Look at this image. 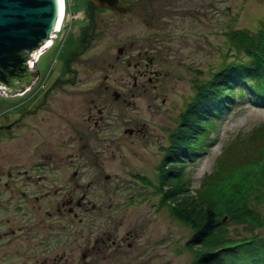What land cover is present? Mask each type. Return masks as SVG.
<instances>
[{"label": "rangeland", "instance_id": "1", "mask_svg": "<svg viewBox=\"0 0 264 264\" xmlns=\"http://www.w3.org/2000/svg\"><path fill=\"white\" fill-rule=\"evenodd\" d=\"M65 4L66 12L81 9V0H65ZM123 6H129L125 14H97L96 25L89 30L82 53L74 61L75 73L68 76L75 84L57 91V95L81 91L87 106L90 99L98 97L106 107L100 161L101 171L109 180L102 179L100 186L89 191L96 206L110 208L100 218L96 213L87 214L85 230H95L97 224L102 228L112 224L117 237L128 233L134 246L128 249L123 245L116 252L106 253V259L95 257V264H192L197 246L185 244L192 230L160 203L157 188L163 149L191 102L195 86L232 60L233 52L228 49L224 33L232 29L255 31L264 20V0H126ZM150 14L155 17L153 27L146 20ZM65 22L68 24V20ZM66 31L67 26L61 31V39ZM127 42H132L125 56L129 66L115 60L117 48ZM146 48L155 50L149 70L157 73L156 78L146 91L133 90L129 105L115 102L103 85L128 92L134 73L131 62L137 59V52ZM55 53L47 51L38 57L35 68L41 74L48 71ZM125 120L140 130L135 135L127 134ZM201 124L202 148L183 163L182 170L189 194L199 199L213 189V182L205 179H210L214 171L215 178L227 173L230 176L232 167L249 166V160L264 149V100H255L248 91L234 88L229 107L222 108L217 116L208 115ZM220 161L223 167L228 166L219 169ZM257 196H264V187L249 196V204L264 219V201ZM106 216L110 221L105 220ZM223 229L220 236L227 239L249 234L264 236V226L248 227L225 220ZM76 236L71 227L69 264H81ZM242 254L239 249L220 256L224 264H264V258L256 263L242 258Z\"/></svg>", "mask_w": 264, "mask_h": 264}, {"label": "flooded vegetation", "instance_id": "2", "mask_svg": "<svg viewBox=\"0 0 264 264\" xmlns=\"http://www.w3.org/2000/svg\"><path fill=\"white\" fill-rule=\"evenodd\" d=\"M125 1L117 3L126 8L119 12L81 0V9L62 22V30L67 26L63 38L59 24L49 47L42 50L57 52L48 71L41 74L35 68L37 61L32 60L27 70L36 71L37 77L30 85L22 86L24 90L13 96L0 95V264H69L71 227L80 241L77 259L81 264H95V257L106 259V253L116 252L123 245L134 247L128 240L131 236L125 233L118 238L112 224L85 230L87 214L96 213L100 218L110 208L96 206L89 191L102 179L109 180L101 171L100 161V134L107 120L105 105L97 97L87 106L81 91L57 95L59 89L75 84L68 76L75 73L74 61L82 53L89 30L96 25L97 14H125L129 9L123 6ZM146 20L154 26L152 14ZM131 49L132 42L122 43L115 60L129 66L125 56ZM154 53L153 48L137 52V59L131 62L134 73L128 92L103 85L115 102L129 105L133 90L148 89L157 76L149 70ZM124 123L127 130H123L129 135L140 130L129 120ZM105 220L110 221V217Z\"/></svg>", "mask_w": 264, "mask_h": 264}, {"label": "trees", "instance_id": "3", "mask_svg": "<svg viewBox=\"0 0 264 264\" xmlns=\"http://www.w3.org/2000/svg\"><path fill=\"white\" fill-rule=\"evenodd\" d=\"M224 35L228 49L233 52L232 60L195 86L196 91L180 122L168 135L169 142L163 149L165 155L159 166L160 203L166 204L170 213L193 232L185 243L197 246L192 264H224L220 253L239 249L242 258H251L256 263L264 258V236L249 234L235 240L220 236L225 232V220L248 227L264 226V219L249 204L250 194L259 193V187H264L263 148L256 158L249 160V166L232 167L230 176L227 173L225 177L215 178L214 171L210 179H205L213 182L214 190L211 188L209 195L201 199L189 194L186 179L182 177L187 159H192L195 151L202 148L201 121L229 107L234 88L248 91L255 100H264V20L255 31L232 29ZM164 166L167 168L163 169ZM217 166L223 169L228 165L223 167L220 161ZM256 199L264 201V196Z\"/></svg>", "mask_w": 264, "mask_h": 264}, {"label": "water", "instance_id": "4", "mask_svg": "<svg viewBox=\"0 0 264 264\" xmlns=\"http://www.w3.org/2000/svg\"><path fill=\"white\" fill-rule=\"evenodd\" d=\"M89 1L94 7L126 10L117 4L119 0ZM59 16V0H0V95L20 93L37 77L27 68L53 37Z\"/></svg>", "mask_w": 264, "mask_h": 264}, {"label": "built area", "instance_id": "5", "mask_svg": "<svg viewBox=\"0 0 264 264\" xmlns=\"http://www.w3.org/2000/svg\"><path fill=\"white\" fill-rule=\"evenodd\" d=\"M59 1H60V7L62 8V2H63V0H59ZM64 2H65V1H64ZM65 7H66V4H65ZM73 16H74V14H73L72 12H66V10H65V12H64V14H63V17H60V18H59L58 26H59L60 22H61V21H64V19H65L66 17H68V19H71ZM58 26H57V28H56L55 33L58 32ZM54 35H55V34H54ZM54 35H53V37H54ZM50 42H51V39H49V41L47 42L46 46H48V45L50 44ZM39 53H41V52H39ZM37 57H38V55L35 57V59H34L35 61H36Z\"/></svg>", "mask_w": 264, "mask_h": 264}, {"label": "bare ground", "instance_id": "6", "mask_svg": "<svg viewBox=\"0 0 264 264\" xmlns=\"http://www.w3.org/2000/svg\"><path fill=\"white\" fill-rule=\"evenodd\" d=\"M59 4H60V1H59ZM64 11H65V3H64V0H63V2H62V8L60 7V16H59V18L60 17H63ZM58 23H57V26H58ZM39 54H41V53H39Z\"/></svg>", "mask_w": 264, "mask_h": 264}]
</instances>
